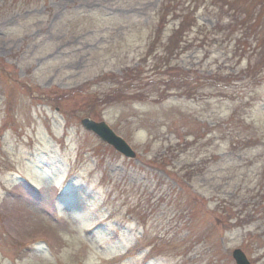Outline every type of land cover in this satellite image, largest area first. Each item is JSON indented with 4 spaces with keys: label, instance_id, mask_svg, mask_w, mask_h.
<instances>
[{
    "label": "rangeland",
    "instance_id": "1",
    "mask_svg": "<svg viewBox=\"0 0 264 264\" xmlns=\"http://www.w3.org/2000/svg\"><path fill=\"white\" fill-rule=\"evenodd\" d=\"M194 1L187 97L157 28ZM225 1L0 0V264H264V0ZM137 66L147 99L96 101Z\"/></svg>",
    "mask_w": 264,
    "mask_h": 264
},
{
    "label": "trees",
    "instance_id": "2",
    "mask_svg": "<svg viewBox=\"0 0 264 264\" xmlns=\"http://www.w3.org/2000/svg\"><path fill=\"white\" fill-rule=\"evenodd\" d=\"M219 1V0H217ZM235 0H227L225 1V3L223 5H228L232 6V4L234 3ZM188 7H186V9H182L183 11L177 13V9L175 7L172 6V3H167L166 6H164V8L162 9V13H161V18L159 20V24H158V28L159 26L164 23V21L166 20L167 15H170V12L172 11V16L176 17L177 19H180V23L177 25V28L175 29V31L173 32V34L169 37V40L164 48L163 51V59L165 61V71H164V75H168L170 74L171 71H173L174 69L177 70V77H172L171 79H175L174 81H177V83L180 82V88L179 90L185 86L186 88L184 89V91H179V93H177L178 95L182 96V93L185 94V96L187 97H192L195 96V91L194 93L190 92L189 90H187V88H189V83L192 82H196L197 78H199V76L195 75V79H193V75L195 74L194 72H189L187 70H183L182 66H179L177 64V66H171L170 62L172 60L173 57L177 56L179 57L181 54H183V52L185 51V49L187 48V44L186 43V37L183 34L185 32L186 29H192L196 24H197V17L195 15V12L197 11L198 5L196 3V1H194V3H190L187 5ZM248 8V7H247ZM246 8V9H247ZM244 10V6H240L238 8V10L236 11L239 14H244L243 12ZM190 11V12H189ZM244 17H247L244 16ZM157 31V30H156ZM257 67L256 66H252L251 68H248L249 70H253L252 72H257ZM255 70V71H254ZM185 71V72H184ZM144 72L141 71L140 67H126L123 72L122 75L120 76V82L117 83L119 84V86L115 89H113L111 92L106 93L103 97L97 98L96 101H98L100 104H110L112 102H116V101H121V99H140V100H145L147 99V96H145V94H136L133 93V95H131L130 97L126 96V91L132 87H143L141 86L142 82H143V74ZM193 74V75H192ZM111 77H113V74L110 75ZM165 82L167 81L166 79H164ZM206 80H212V85L217 86L218 82L220 81V76L218 74H212L209 75L207 77ZM262 80H264V78L262 76H257V78L254 77L253 83L255 84H259L262 83ZM139 90V89H137ZM163 92V91H162ZM161 92V93H162ZM164 95H161L159 97H156L154 100L158 101L161 100L163 98ZM127 97V98H126ZM165 99V97L163 98ZM162 99V100H163ZM93 117L98 118V113L94 112L92 110Z\"/></svg>",
    "mask_w": 264,
    "mask_h": 264
},
{
    "label": "water",
    "instance_id": "3",
    "mask_svg": "<svg viewBox=\"0 0 264 264\" xmlns=\"http://www.w3.org/2000/svg\"><path fill=\"white\" fill-rule=\"evenodd\" d=\"M81 124L125 157L130 159H135L137 157V153L131 145L123 137L115 133L105 121H96L85 117L81 120ZM232 256L236 264H252L246 253L240 248L235 249Z\"/></svg>",
    "mask_w": 264,
    "mask_h": 264
}]
</instances>
